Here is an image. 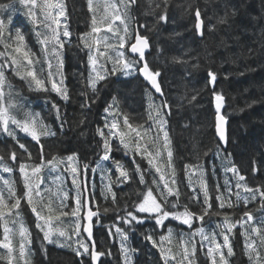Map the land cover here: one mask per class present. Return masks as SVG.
Listing matches in <instances>:
<instances>
[{
  "label": "trees",
  "instance_id": "obj_1",
  "mask_svg": "<svg viewBox=\"0 0 264 264\" xmlns=\"http://www.w3.org/2000/svg\"><path fill=\"white\" fill-rule=\"evenodd\" d=\"M63 3L68 28L72 33L71 42L66 43L62 49V72L68 99L64 100L55 92L29 88L28 82L12 71L6 72L5 75L11 84L12 99L23 105L22 109H13V115L22 120L25 111L38 113L43 123L54 133L41 138L44 160L53 157L63 158L75 153L81 165L90 166L87 183L89 188L95 184L96 196L94 200L89 196V205L93 211L100 210L99 222H96V217L93 218V236L97 250L111 252V255L102 257L98 264H123L119 237L109 236L108 232L111 226L117 223V215H125V207L128 211H134L133 202H139L136 193L143 190V186L138 183V177L135 176L125 184H113L112 191L116 193V204L113 205L111 195L105 200L100 192L101 187L108 182V175L115 181L118 173L115 172L114 164L112 161H103L100 168L95 172L91 171L92 168H96L99 157L103 155L102 140L96 129L103 126L107 115L105 108L113 102V98L116 100V110L121 113L118 117L121 123L123 114H127L135 118L130 119L134 125L147 120L149 105H161L167 101L165 117L171 139L176 179L182 193L180 203L187 204L190 211L199 214L200 205L188 199L191 189L188 187L189 175L186 165L200 166L191 170L194 184L199 179L200 169L204 170V178L210 195L213 196V209L218 208V203L214 201V189L217 184L220 185L221 192L225 191L226 180L232 185L233 192L242 191L235 188V177L231 172L225 173V167L235 165L239 173L245 176V182L249 187H264V0H168L166 23H157L159 10L155 13L150 12V7L154 8L155 4L150 6L148 0H137L136 6L130 11L133 19L129 31L133 33L136 27L145 26L140 32L147 36L150 42L146 59L153 70L160 72L158 80L162 96L156 94L139 73L124 75L120 72L109 75L106 80L99 82L97 92L93 94L87 79L90 70L87 49L79 40L82 33L90 31L92 13L89 11L87 0H63ZM155 3H160V0H155ZM0 5L11 6L0 9V19L7 20V17L11 16L12 27L22 29L28 47L37 57H41V45L35 36L36 29L30 18L25 15L27 9L22 7L18 0H0ZM160 7L162 9L165 5L160 3ZM197 9L204 22L202 36L195 28ZM225 16L226 23H219ZM108 36L109 42L115 43L112 34L109 33ZM52 64L55 66V59L52 60ZM107 66L111 68V64ZM209 72L216 74L214 84L210 82ZM46 74L45 72V76ZM214 93L222 94L224 97L223 114L228 119L226 143L219 139L216 132ZM7 102L6 96L5 103ZM86 102L89 106L82 107ZM53 103L59 106L62 120L56 118L52 110ZM61 123L64 127H61ZM16 135L19 142L31 153L30 162L40 163V145L20 130H16ZM113 149L111 153L113 160L121 161L129 169L134 167L131 155H125L115 139ZM12 152L17 155L16 161L11 160ZM0 156L13 169L11 173L0 169V177L14 181L17 194L22 195L24 189L19 164L29 162L26 159L27 153L19 149L12 138L0 134ZM136 161L140 163L142 169L147 167V162L141 161L139 157H136ZM60 169L63 179L67 180L64 211L70 212L75 207L77 190L72 183V176L64 171L63 165ZM45 174L46 171L43 169L41 177ZM81 175L83 176V173ZM151 179V176H146L149 182ZM44 184L45 180L42 186ZM2 186L0 181V187ZM202 198L200 194V199ZM230 199L234 207L220 211L226 212L232 223L239 221L245 212H250L255 225L264 230L262 223L264 207L259 198L247 205L243 201L237 204L235 195H231ZM104 208L110 211L105 213ZM113 208H118L119 211H112ZM178 210L183 211L182 208ZM20 215L24 217L23 223L28 226L31 233V243L27 245L30 254L24 258L30 264H91L89 257L75 254L73 249L78 246L75 243L72 247H62L55 242L45 241L43 233L36 228L35 214L25 201L21 202ZM222 221L223 215L205 217L204 221L194 220L191 229L171 217L165 220L163 227L155 225L154 220L136 225L134 230L129 232L127 241V247L134 250L129 257L131 264H162L159 249L145 237L151 234L154 239L159 240V236L166 235L169 228L173 230L175 237L174 242L169 245L174 253L179 251L177 242L181 235L187 239L190 232L200 227H204L209 234L217 233V240L222 243L223 237L219 235L220 229L217 227ZM55 223L71 234L75 220L71 216L61 217V222ZM9 226L12 227L11 224ZM119 226L128 231L123 223ZM251 226L246 224L245 227H240L237 224L233 229L229 238L234 255L227 257L226 249L224 250L228 264H252L245 251L243 236L245 228ZM111 230L115 232L114 228ZM2 231L3 228L0 226V239L3 238ZM81 238L85 243H89L85 233ZM76 239L78 238L72 236V241ZM195 239L197 240L195 264H211L206 255V247L204 249L200 247V237L197 236ZM253 239L258 243V238L253 236ZM19 242L13 240L14 248L18 249ZM258 251L264 258V247L258 248ZM6 256L7 250L0 247V257ZM24 259L19 258L18 252H13L12 264H24ZM0 264H8V261L0 259ZM261 264H264V259Z\"/></svg>",
  "mask_w": 264,
  "mask_h": 264
},
{
  "label": "snow or ice",
  "instance_id": "obj_2",
  "mask_svg": "<svg viewBox=\"0 0 264 264\" xmlns=\"http://www.w3.org/2000/svg\"><path fill=\"white\" fill-rule=\"evenodd\" d=\"M18 3L27 9L25 15L30 18L34 29H36L35 36L41 45L42 55L37 57L31 51L22 29L12 27L13 19L11 16H8L7 20L0 19V46H2V50H0V134L12 138L19 149L27 153L26 159L29 161L19 164V173L22 176L24 189L22 195L17 194L14 181L0 177L3 185L0 187V226L3 228L0 247L7 250V256L0 257V259H6L8 264H12L13 252H18L20 259H24L27 255V245L31 243V233L24 225L23 217L20 215L21 202L25 201L31 212L35 214L36 228L43 233L45 241L54 243L56 242L55 238H63L66 243L62 246L67 247H72V244L75 243L78 246L73 250L77 256H87L91 264H97L105 255H111V252L110 250L108 252L97 250L96 242L92 239L93 218L96 217V222H99L100 210L93 211L88 206L89 196L93 200L96 196L95 184L89 188L87 183V172L90 166L88 164L81 165L78 155L75 153L63 158L53 157L47 161L44 160L43 145L40 144L41 138L54 135V133L43 123L38 113L25 111L22 120L13 115V109H22L23 105L12 99L11 84L5 75L6 72L12 71L16 76L27 81L31 89L55 92L64 100L68 99V90L62 72V49L66 43L71 42L72 33L68 28L65 5L63 0H18ZM160 3L165 7L161 9ZM160 3H155V0H148L150 6L155 4V7H150L149 10L153 13L159 10L157 23H166L168 0H160ZM87 4L92 13L91 28L90 31L82 33L79 40L88 53L90 70L87 79L92 93L97 92L99 82L106 80L109 75L120 72L124 75L139 73L151 84L155 92L162 96L161 86L157 79L160 72L153 70L145 58V50L150 47L148 37L140 33V29L145 26L140 25L133 33L129 31L133 19L130 11L136 6L137 0H87ZM8 7L11 6L0 5V9ZM195 18V28L202 36L204 22L201 19L199 9L195 11ZM219 23H226V16L222 17ZM109 33L115 38V43L109 42ZM53 59L56 60L55 66L52 64ZM45 64L47 65L46 68L44 67ZM108 64H111L110 69ZM45 72L47 73L46 76ZM209 77L210 82L214 84L216 74L209 72ZM5 89H9V91L6 92ZM214 95L217 111L216 130L220 140L226 143L224 131L226 118L220 114L224 97L219 93H214ZM6 96L8 97L7 103H5ZM94 102L93 100L92 103ZM115 105L116 100L113 98V102L105 108L107 115L104 118L103 126H98L96 129L97 135L102 140L101 151L103 155L99 157L96 168H92L91 171L95 172L100 168L103 161H112L114 164L115 172L118 175L115 181L111 179V175H108V182L101 187L100 192L105 200L109 199V195H111L113 205L116 204V193L112 191L113 184H125L135 176L138 177V183L143 186V190H138L136 193L139 202H133L134 211H128L125 207V215H117V223L111 226L115 232L113 233L111 228L108 232L109 236L119 237L120 252L124 258L123 264H131L129 257L134 250L127 247V241L129 232L134 230L136 225H142L147 220H154L155 225L163 227L165 220L171 217L191 229L194 220L204 221L205 217L221 215H223V221L217 227L220 229L219 235L223 237L222 243L217 240V233L209 234L204 227L190 232L187 239L181 235L177 242L179 251L175 253L169 246L175 240L171 228L168 229L166 235L159 236V240L154 239L151 234H148L145 239L151 241L152 245L159 249L162 264H195L197 251L195 238L197 236L200 237L201 249L206 247V255L211 264H228L224 250L226 249L227 257L234 255L229 238L230 234L237 227V224L240 227L249 224L252 226L245 228L243 233L245 251L252 264H261L264 258L261 257L258 248L264 247V230L255 225L252 214L245 212L239 221L232 223L231 217L220 210L234 207L230 199L231 195H235L237 204L243 201L245 205L259 198L262 207H264V187H249L245 182V176L239 173V169L235 165L225 167V173L231 172L235 177V188L242 191L233 192L232 185L226 180L225 191L221 192L220 185L217 184L214 189V201L218 203V208L213 209V196L210 195L207 181L204 178V170L200 169L199 179L194 184L191 179V170L194 167L200 168V166L186 165L185 168L189 175L188 187L191 189V195L188 196V199L200 205L199 214L190 211L187 204L180 203L182 193L176 179L171 139L167 131V119L165 117V109L168 108L167 101L161 105H149L147 120L143 123H135V125L130 122V119L134 120L135 118H131L127 114H123L121 123L118 119L121 113L116 110ZM88 106L87 102L82 105V107ZM52 110L55 112L56 118L62 120L59 106L53 103ZM61 127H63V123H61ZM16 130L22 131L40 145V163L30 162L32 160L31 153L28 152L24 144L19 142ZM114 139L118 141V146L122 147L125 155H131L134 165L131 169L121 161L113 160L111 153L114 150ZM136 157H139L141 161H146L147 167L142 169L140 163L136 161ZM11 160H17L15 152L11 153ZM61 165L64 166V171L72 176V183L77 190L75 207L70 212L64 211L67 192L63 191L62 187H58L55 193H52L49 188H42V170L47 168L50 172L55 171ZM0 169L7 173L13 171L4 162L2 156H0ZM146 176L152 177L150 182L146 180ZM55 180H61V178L57 176ZM200 194H202V200ZM53 196L55 197V204L51 198ZM170 197H174V199L170 200ZM181 208L183 211L178 210ZM54 210H59V215L56 217L51 215ZM111 210L119 211L118 208ZM45 211L49 214L46 215ZM103 211L107 213L110 209L104 208ZM82 212L84 215H81ZM68 216L75 220L71 234L63 228L53 227L54 219L59 223L61 217ZM85 220L86 223H82ZM120 223H123L128 231L120 227ZM10 224L12 227L9 226ZM83 233L87 234V239L91 241V247L81 238ZM17 235L20 238L18 249L13 246V237ZM72 236L78 239L72 241ZM253 236L258 238V243L256 239H253ZM69 241L71 243H68ZM24 264H30V262L24 259Z\"/></svg>",
  "mask_w": 264,
  "mask_h": 264
},
{
  "label": "rangeland",
  "instance_id": "obj_3",
  "mask_svg": "<svg viewBox=\"0 0 264 264\" xmlns=\"http://www.w3.org/2000/svg\"><path fill=\"white\" fill-rule=\"evenodd\" d=\"M48 116V114H46V117ZM44 170L46 171V174L43 176V177H41L42 178V180H45V184L42 186V188H49V189H51V191H52V193H55L57 190H58V187H62V190L63 191H65V186H66V182H67V180H65V179H63V176H62V173H60V168L58 169V170H55V171H49L47 168H44ZM49 173H51L50 174V176H49ZM57 176H59L60 178H61V180H55V177H57ZM67 187H68V185H67ZM52 199H53V201H54V204H55V197L53 196V197H51ZM64 210H65V208H64ZM85 211V210H84ZM45 213H46V215H48L49 213H47V211H45ZM51 215L53 216V217H56V216H58L59 215V210H54L52 213H51ZM81 215H82V213H81ZM23 217V216H22ZM25 219H24V217H23V222L25 223V221H24ZM56 221H55V219L53 220V227H60V226H58L56 223H55ZM82 223H84V221H82ZM65 224H66V222H65ZM26 225V224H25ZM11 227V226H10ZM26 227L28 228V226L26 225ZM29 229V228H28ZM18 236V235H17ZM55 239H57V242H55V244L56 245H58V246H62V245H64V239L62 238H55ZM13 240H19L20 241V238H19V236L18 237H13ZM63 247V246H62ZM30 254V249L27 247V255H26V257L28 256ZM25 257V258H26Z\"/></svg>",
  "mask_w": 264,
  "mask_h": 264
},
{
  "label": "water",
  "instance_id": "obj_4",
  "mask_svg": "<svg viewBox=\"0 0 264 264\" xmlns=\"http://www.w3.org/2000/svg\"><path fill=\"white\" fill-rule=\"evenodd\" d=\"M142 35V34H141ZM149 45H150V43H149ZM149 49H150V47L148 48V49H146L145 50V55H146V53L149 51ZM146 58V57H145ZM143 77V76H142ZM144 78V77H143ZM158 79V78H157ZM158 83H159V81H158ZM160 84V83H159ZM151 85V84H150ZM154 90V89H153ZM162 90V89H161ZM155 91V90H154ZM159 94V93H158ZM223 102H224V100H223ZM220 114H222V115H224L223 114V106L221 107V109H220ZM226 118V117H225ZM224 131H225V138H226V141H227V133H228V120L226 119V122H225V124H224ZM216 132H217V130H216ZM217 136H218V133H217ZM219 137V136H218ZM220 139V138H219ZM222 141V140H221ZM222 142H224V141H222ZM225 143V142H224ZM92 239H93V237H92ZM94 240V239H93Z\"/></svg>",
  "mask_w": 264,
  "mask_h": 264
},
{
  "label": "bare ground",
  "instance_id": "obj_5",
  "mask_svg": "<svg viewBox=\"0 0 264 264\" xmlns=\"http://www.w3.org/2000/svg\"><path fill=\"white\" fill-rule=\"evenodd\" d=\"M54 125V124H53ZM57 125V124H56ZM64 127V126H63ZM112 246V245H111Z\"/></svg>",
  "mask_w": 264,
  "mask_h": 264
},
{
  "label": "flooded vegetation",
  "instance_id": "obj_6",
  "mask_svg": "<svg viewBox=\"0 0 264 264\" xmlns=\"http://www.w3.org/2000/svg\"><path fill=\"white\" fill-rule=\"evenodd\" d=\"M0 49H1V46H0Z\"/></svg>",
  "mask_w": 264,
  "mask_h": 264
}]
</instances>
